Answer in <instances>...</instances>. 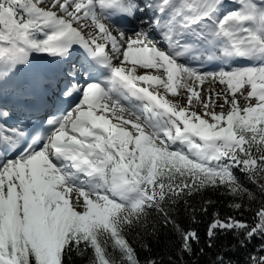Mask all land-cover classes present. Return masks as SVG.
Segmentation results:
<instances>
[{"label":"rangeland","instance_id":"obj_1","mask_svg":"<svg viewBox=\"0 0 264 264\" xmlns=\"http://www.w3.org/2000/svg\"><path fill=\"white\" fill-rule=\"evenodd\" d=\"M34 4L41 10H48L52 13L53 16L58 18L59 21L54 28L55 31L52 34L53 39L51 41H47L46 45H54L53 50L54 52H50L48 55L46 53L38 56V61L40 63L47 66L48 71L44 72L42 69L35 65L34 62L30 59L27 60L28 56L26 53V49L30 50V47H26V43L22 44V36H21V30L19 28V25L17 21L15 20L13 14L10 10H5L4 14L2 15V25L4 29L0 32V46L3 44H6L8 48H13L16 52V57L18 59L19 55L21 54V57L19 58V75L22 77V84L31 83L32 86L39 89L40 92L44 90V86H49L48 83L51 82V77H53L56 74H62L63 70L67 67H72L73 64H70V66H66V63L64 62H58L56 59H52V56L56 52L60 51H67L69 49H74L78 47V44H80V41L82 43L83 37L81 36L80 31H82V28L84 32H90L89 34L84 33L87 36L88 43L90 45V41L92 38H94L95 34H93V29L95 30V25L93 24V18L85 12H89L88 10V3L86 1H80V0H33ZM76 7V10H75ZM87 9V10H86ZM75 10V11H73ZM70 12V13H69ZM76 12L78 14L76 15ZM92 15V14H91ZM87 17V18H83ZM76 20V21H75ZM95 20V19H94ZM92 22V23H91ZM11 23L12 28L8 32V36L4 37V30L7 24ZM93 24V25H91ZM91 25V28H88L87 26ZM9 26V25H8ZM71 27L74 30L73 37L75 38V41L71 42V44L65 45L63 41H65V27ZM74 27V28H73ZM8 28V27H7ZM76 28V29H75ZM88 28V29H87ZM141 34V33H140ZM139 34V35H140ZM90 36V37H89ZM78 37V39L76 38ZM92 37V38H91ZM80 40V41H79ZM264 40V39H263ZM264 41H261L263 43ZM259 43V42H258ZM85 48H88V46H85ZM112 48V47H111ZM113 49V48H112ZM8 50V49H7ZM76 56L79 55V51H73ZM30 54H32V51H30ZM88 55V52L85 53ZM17 72H18V66H17ZM47 72H52L50 74H47ZM56 73L51 76V74ZM191 73L185 72L184 75H189ZM56 76H54L55 78ZM204 82L203 85H200V80H197L199 83L196 84L194 82H190L187 84V86L183 87L182 89H178L175 92H172V89L169 87H165L161 89V93L163 94L164 99L170 102L171 106L174 108H177V105L179 104L181 108H183V111L186 112V114L191 118L192 120V126L195 127V129L198 131V137L202 138L203 136L210 134L211 130L208 132H203L204 126L206 128L213 127V133L221 134V131L223 130V127H225L232 123V122H238L240 119H243L245 115L248 112H264V98L261 96H255L253 94L252 90H249L248 87H244L245 91H242L238 94L233 93L232 90H228L225 83H222L219 78H208ZM53 78V79H54ZM190 78V79H189ZM183 79V78H182ZM186 79L188 81L190 80H196L194 77L190 76ZM20 78L18 75L13 80H7V82L13 81L9 86L10 89H12V84L15 82H18ZM172 82V78L168 79V81ZM264 80V79H262ZM202 84V83H201ZM194 87H191L193 86ZM24 86V85H23ZM197 86H200L197 88ZM25 88V87H24ZM24 88H21L24 90ZM9 87L4 89L8 91ZM27 90V88H26ZM15 91V89L13 90ZM9 92V91H8ZM26 93V92H25ZM170 94V96L168 95ZM171 93L173 95L171 96ZM16 95L15 97H19L15 92L12 93ZM37 95V93H35ZM43 93H40L42 95ZM24 95V94H23ZM43 96V95H42ZM108 106L103 107V110H105V114L108 117L110 121V127L112 131V127L114 126V129H116L118 126H123L124 130L122 133V139L125 140L128 144H122V147H125L128 145L131 146V150L136 151H145L144 148L140 146V140L144 141V146L146 149L155 150V154H160L162 156L165 155H173V156H181L183 155L188 156L186 146L185 144H179L176 141L171 143H165L162 144L159 142L156 137L154 136V133L151 132L149 129L144 130L142 128H137V130L134 129V127H140L136 126L134 124L133 127L132 121L129 119H125L123 117L117 116L115 117L113 115L114 109L111 108V110L107 109ZM118 110L116 112L124 113V111H121L120 107H117ZM179 112H182V109L178 110ZM184 114V113H183ZM124 115V114H122ZM261 117V116H260ZM139 125V124H138ZM109 132V133H110ZM108 134V133H107ZM175 140V138H174ZM174 143V144H173ZM106 158H110L113 160V158H116V155L112 151H108L105 153ZM131 155H128V157ZM192 158H198L199 156H191ZM127 159V158H125ZM111 160V161H112ZM108 170L113 171L114 168L109 165L108 161ZM68 169V168H67ZM65 170V175H69L70 171ZM26 177L29 176V173L25 175ZM68 178L69 176H63ZM1 178L4 180V176H1ZM28 183V190H26L24 196L21 194V191L17 188L15 189H9V192H0V226H2L3 221L5 223H8V220L13 219V221L19 220L22 224L24 223L25 227H28L26 225L27 218L30 217L29 210L33 205H36L39 209V213L41 214L43 210V206L41 204V201L45 198L46 205L48 212L47 214H44L42 216V220L48 221L49 218L52 220H61L62 222H67L72 219V217H75L79 220V224L82 229L81 233L83 234L85 231V228L90 224H96L101 217L106 212L108 203L104 202L103 198H106L109 202L110 199L113 198V195H109V190L105 191L104 195H100L103 193L102 190H99L97 193L99 195V199H93V194L89 193L88 190L82 191V194L77 196L76 199H73L72 201H65L64 196L58 194V195H52L50 193H47L45 190H40L42 187H40L37 182H35L34 178H29L27 180ZM63 185V184H62ZM65 185H63L64 187ZM126 186V184L124 185ZM47 189H49V185L45 186ZM63 187L61 185H53V190L56 192H60L62 194ZM65 189V187H64ZM67 190V189H66ZM70 193L72 192L71 189H68ZM78 203H82L83 206H81V209L79 208ZM88 203V208H85V204ZM93 203L94 206L92 209L90 208V204ZM34 215V219L37 217V212H32ZM261 225H264V222H262ZM29 230V227L28 229ZM91 233H88L87 235L83 236L82 239L84 240L87 238ZM40 238H45L46 233L43 230V232H39L38 234ZM117 235V234H114ZM91 239V245H87L89 243L88 240H85L86 242L83 247L79 250L75 248L72 251H69L66 255H64V258L67 259V264L69 257L68 255H71V252H74L78 250L79 252H87L90 253L97 261L98 264H114L115 256L118 251H121L117 249L119 248L120 243H122V239L118 240V243L114 244V240H109L113 242L115 245L114 247L109 246L106 248V259H103L100 257V251L98 250L102 249V245L100 242L96 244L95 242L99 241V233L94 232L93 235L90 237ZM101 240V238H100ZM27 245H21V247H26ZM21 253V248H17L15 251V255H18V253ZM91 251L95 253H91ZM120 253V252H119ZM104 254V253H103ZM121 254V253H120ZM3 264V263H0ZM4 264H9L8 262H5ZM14 264V263H13ZM53 264V263H52Z\"/></svg>","mask_w":264,"mask_h":264},{"label":"trees","instance_id":"obj_2","mask_svg":"<svg viewBox=\"0 0 264 264\" xmlns=\"http://www.w3.org/2000/svg\"><path fill=\"white\" fill-rule=\"evenodd\" d=\"M3 1L0 5H8ZM251 152L264 155V138L234 155ZM238 176L235 183H209L202 172L192 171L181 181V196L132 219L130 232L122 237L128 244L117 247L121 251L114 264H264V235L252 231L264 209V168ZM78 250L68 255V264H98ZM35 261L25 256L23 263Z\"/></svg>","mask_w":264,"mask_h":264},{"label":"bare ground","instance_id":"obj_3","mask_svg":"<svg viewBox=\"0 0 264 264\" xmlns=\"http://www.w3.org/2000/svg\"><path fill=\"white\" fill-rule=\"evenodd\" d=\"M123 1L131 7L130 9L138 12V14L140 15L141 18H133V19H136L137 21L147 22V19L144 17L145 14H148L149 12H151V13L156 12L155 14L158 15V19H159L158 24H157V29H161L165 33H167L169 31H171V27L173 26V24H175V16L170 14V12H168V10L170 8V5H172L173 3L177 4V2L170 1L169 4H166V3L164 4L162 1L156 2V0H151L153 6L150 5L149 2H147V3L142 2L139 6H131L129 0H123ZM185 2L187 3L188 8L191 7V9L183 12V15L187 16V17L193 15L192 19L191 18L188 19V22H189L188 26L192 29L194 27H198L200 25V22H202L206 18L205 17V15H206L205 11H208L209 12L208 15L212 16L213 12H211V10L214 11L215 14H217L218 12L222 11L223 7H224L223 0H185ZM110 9L113 10V8H110ZM162 10H165L166 12H162ZM73 11H75V10H73ZM92 12H95V11L92 10ZM97 13L98 14L93 15L94 19H95V23H94L95 27H93V28H95V30L93 29V34H95V36H94V38L91 37L92 40L90 41L91 42L90 46H88V48L84 47V53L81 54V57L79 59H77L78 64L81 65L82 63H95L97 60H104V61L110 62V69L111 70L115 69V71L118 72V70L121 69V65H120L121 63L118 59L119 53L118 54L111 53L110 57L108 56V52L112 49V48H110V46H117V43H119V44L121 43L117 32L116 31L112 32V29L113 28L116 29V27L114 25L108 23L107 20L103 18L102 14L100 12H97ZM124 15L125 14H122L121 16H124ZM174 15H176V14H174ZM141 20H143V21H141ZM91 25H93V24H91ZM91 25H89L87 27L91 28L92 27ZM154 25L156 26L155 23H154ZM84 33L89 34L90 32L87 31ZM201 33L203 34V31H201ZM198 37H199V35H198ZM149 40L153 41V38L147 37L145 39V41H149ZM126 45L127 44H123V47H122L123 50L125 49ZM257 45H258L260 50H264V42L263 43L257 42ZM130 46H131V44L128 45L129 50L124 52V56L126 58L128 57V54L130 52H134V53H132L134 56L139 55V57H141L142 59L146 58L147 54L138 51L139 45L133 46L134 47L133 51L130 50ZM87 52H88V55L85 54ZM255 53H257V50H254L253 52H247L245 55H247V57L252 59V56ZM152 55H153V52H152ZM13 60H14L13 54L10 53V51L7 50L6 47H1L0 48V108L2 107V103H1L2 99H11V101H13L14 99H19V97H15L16 95L12 96L13 95L12 93H14V91L10 89L9 85L13 81L7 82V80H13L17 76V64ZM71 62H74V61H71ZM176 64H177V66L180 67V70L177 72V74L183 75V72L186 71L187 69L184 67V65H180L178 63H176ZM187 72H189V70ZM189 73H191V71ZM110 74H112V73H110ZM112 75L115 76L114 74H112ZM18 81H20V80H18ZM113 81H114V79H113ZM8 87H9V89H8L9 92L4 90ZM26 88H27V90H26ZM32 88H34V86H32V85L25 87L24 89H25L26 93H24V95H23L24 97H22V98L26 99L27 94L29 93V90H31ZM114 90L116 91V88ZM68 91H69V86L66 88L65 91H60L57 95L60 97V100L63 103V106H66V107L69 106L67 108V110L72 109L73 106H74L76 111L81 109V107H82L81 104L84 101L81 102L80 105L77 106V104L81 101V99L77 100L75 102L74 100H72V98H70L69 96L66 95ZM35 93H37V91H35L33 95L28 96L26 101L27 102H33L34 101L33 98L36 99ZM53 95H55V92H54V94H52V99H53ZM8 110H10L9 107H8ZM117 115H119V114H117V113L114 114L115 117H117ZM49 117H53V116H49ZM53 120H54L53 125H55L57 128H56L55 132L53 133V135L50 139V143L46 144L48 151L45 152L44 161L46 162V165L43 167L45 168L46 176H47V174H50L51 180L62 183L63 185H65L64 186L65 189H71V191H72L71 194L73 196H75L76 189H75V186L71 185V181H72L71 178H72V174L76 173V171L70 165V167H68V169L71 171L70 173H72V174L68 178L65 177V179H64V177L61 175L60 172L66 168V167H64V165H65L64 158L66 156L61 154V153H62L63 145H65L67 142L71 141V139L73 140V143L78 142V141H77V139L70 136V134L67 130V127L65 126L66 120L63 123L60 121H56V118H54ZM95 124H101V125L107 124V121L104 120V117L101 115V113L98 114V119L96 120ZM135 125L140 126V124L139 125L135 124ZM77 127H78V125H77ZM37 161H38L37 159L29 158V159L24 160L23 162L17 161L14 166H16L17 171H19V170L23 171V170L27 169L28 167L34 165V163ZM4 164H3V166H0V181L3 180L1 178V176L5 177V175H8L10 177L9 179H11L13 177V174L8 170V167H4ZM80 168H83V165L81 164V160H80Z\"/></svg>","mask_w":264,"mask_h":264}]
</instances>
